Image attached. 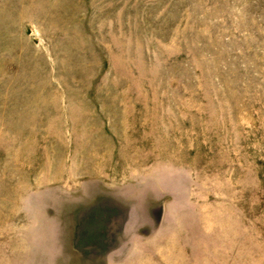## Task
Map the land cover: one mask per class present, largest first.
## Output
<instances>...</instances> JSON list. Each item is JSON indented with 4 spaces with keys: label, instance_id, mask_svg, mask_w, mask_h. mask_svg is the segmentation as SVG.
<instances>
[{
    "label": "rangeland",
    "instance_id": "obj_1",
    "mask_svg": "<svg viewBox=\"0 0 264 264\" xmlns=\"http://www.w3.org/2000/svg\"><path fill=\"white\" fill-rule=\"evenodd\" d=\"M0 264H264V0H0Z\"/></svg>",
    "mask_w": 264,
    "mask_h": 264
}]
</instances>
